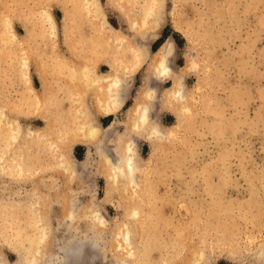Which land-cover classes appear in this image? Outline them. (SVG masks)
Listing matches in <instances>:
<instances>
[{
	"label": "rangeland",
	"instance_id": "rangeland-1",
	"mask_svg": "<svg viewBox=\"0 0 264 264\" xmlns=\"http://www.w3.org/2000/svg\"><path fill=\"white\" fill-rule=\"evenodd\" d=\"M4 1L0 0V47L4 54H8H0V97L9 99V104L36 102L33 91L37 89L36 92L41 94L44 89L42 71L51 69L48 77L53 78L54 75L53 84L62 83L60 86L54 84L49 91L54 115L63 114L65 121L69 117L72 127L74 105L63 87L64 76L59 75V79L56 76L57 71L67 75L65 69L70 74L69 67H62L58 60L59 56L74 55L66 40V11L75 7L76 3L81 6L83 0H67L68 3L57 0L60 4L55 0H51L52 3L50 0ZM143 1H135L133 6L136 11H140ZM100 2L105 6L106 17L112 27L134 35L117 9L107 6V0ZM163 4L161 29L148 42L147 48L156 50L167 38L174 41L172 73L181 79L183 88H186L184 102L189 103L191 112L182 114L166 107L164 101L167 91L172 88L173 78L170 75L159 79L153 77L158 95L157 103L152 106V115L170 137L158 143L142 139L138 144L141 160L150 165L152 171L139 190L140 193L143 189L145 193L148 189L153 191L150 197L143 201L128 197L123 190V182L109 187L92 145L83 141L74 143L66 153L69 161L67 170L60 172L53 151L44 149L40 140V147L32 146L31 149L33 154L41 153L40 160L29 162L34 170L31 178L14 179L3 169L0 171V264H17L20 250L42 247L38 227L40 211H43L47 223L45 264H63L68 258L66 248L82 242L86 247L90 243L93 247L97 244L98 251L95 247L92 250L90 245L88 248L92 249H84L83 257L81 254V258L79 254L71 255V260L67 259L69 264H264V0H163ZM47 8L57 24L53 37L49 32L51 24L44 13ZM84 13L80 12L76 23L80 25L75 24L74 34L71 33L73 38L78 36L74 40L78 41L76 49L82 54L84 49L89 50L88 43L93 36L90 19ZM30 25L33 26L30 28ZM24 41L33 42L36 57L41 58L37 59L40 64L30 63L27 75L19 62L24 54L15 47L16 43L21 47ZM104 48L101 45L99 50L96 49L98 53H105ZM78 49V56H81ZM38 50H41L39 54ZM114 56L119 60L121 58L117 53ZM16 57L21 59L18 61ZM148 66V60L142 61L125 77L127 98L118 114L99 118L104 127L115 122L109 131L111 141L124 130L127 111L145 83ZM110 68L111 58H103L99 70L104 72ZM23 78L26 80L23 81ZM42 114L24 116L23 121L42 128L51 116ZM105 138L103 134L104 142ZM176 139H180L179 142ZM0 166H4L1 160ZM36 187L40 191L45 189V198L40 203H33L28 197ZM216 207L223 211L219 214ZM134 208H138L143 219L131 216ZM124 226L131 231L132 246L122 248L118 245ZM150 226L155 233L151 232ZM150 233L158 235L154 238ZM150 237L154 239L150 240ZM94 241L96 243L92 244ZM31 244L34 246L31 247ZM91 253H95L92 258Z\"/></svg>",
	"mask_w": 264,
	"mask_h": 264
},
{
	"label": "bare ground",
	"instance_id": "bare-ground-1",
	"mask_svg": "<svg viewBox=\"0 0 264 264\" xmlns=\"http://www.w3.org/2000/svg\"><path fill=\"white\" fill-rule=\"evenodd\" d=\"M55 1H57V0H55ZM64 1L67 2V0H64ZM64 1H62V2H64ZM135 1L136 0H107V4H106L107 6L113 7V8L118 10V12L120 13L121 19L128 23L130 31L133 32L134 35H131V33L128 34L127 32L123 31L122 29L114 28L110 25V23L106 17L105 6L100 2V0H83V3L81 6H79V4L77 5V3H76L75 7L73 6V8L67 9V11H66V23H65L66 34H67L66 40L68 41L67 45H69V47H71V50H74L73 51L74 55L73 56H59L58 60L61 61L62 67L68 66L70 69V74L67 73L68 72V71H66L67 69H65V70L63 69L67 75H65L64 72L60 73L57 71L58 75L56 77H58V79H59V77H60L59 75H61V76L63 75L65 78V81L63 82L64 83L63 87L66 88L67 93H68L67 94L68 98H70V100L73 103L72 105H74L73 106V108H74V115H73L74 116V125L71 127V125L69 124L71 122V119H69V117L68 118L66 117L67 119L65 121L63 114L60 116L54 115V110L52 109V104L50 102L51 98H50V92L49 91L52 89L53 85L56 83L53 84V81H52L53 79H55L54 75H53V78L51 77L52 79L48 77V76H50L49 73H50L51 69L48 71V70H45L46 69L45 68L44 71H42V73H44V76H43L44 77L43 78L44 79V82H43V88L44 89H43L42 93L38 94V92H36L37 89L33 91L36 102H33L31 100L32 104H23L22 103L23 105H17L18 102L9 104L8 103V101H10L9 99L7 101L5 99L6 98L5 96L0 97V142L1 143L3 142L1 145L2 147H0V149L3 148L2 151L0 150L1 151L0 152V160L2 161V165H4V166H0V171L3 169L7 174H9V176L11 175V177L14 179H18L19 177L24 178V177H28V176H30L29 178H31L34 175V174H32L34 170L31 169L29 162H31V160H36V161L40 160L39 156L41 155V153H40V155L38 153L33 154L31 149H32V146H36V148L38 149L40 147V145L38 146V144H39L38 142H40V140H41L42 144L45 147L44 148L43 145L41 144L44 149H50L53 151V156L55 155V157H56L55 161L56 162L58 161L59 171L64 172L67 170L66 168L69 164V161L67 159V154H66L67 150L74 143H76L78 141H83V142L87 143L88 145H92L96 149V152L99 156L100 171L106 177V180L108 181L109 187H112L114 185H121V182H123V190L128 195V197H131L134 199H140L141 201H143L144 198H146L148 196L150 197L149 194L153 191L149 192V189H148V191L145 193V191L143 189V193L142 192L140 193V190H139V189H142L145 182L148 181L152 171L150 170V165L147 166L148 164H144L143 161L141 160V158L139 156L140 152H138V144L142 139H147V140H151L153 142L158 143V141H162L163 138H165L167 136L170 137L168 135V132H166L164 130L165 128L163 129L159 125V123L155 120L154 116L152 115V109H153L152 106H153V104H155V102L157 100L156 97L158 95L157 94V87L153 83V77H157V78L160 77L161 78L163 76H167V75L169 76L170 75V77L173 78V83L171 86L172 88H170V90L167 91L166 98L164 101V103H165L164 105L166 107H169L175 111L178 110L182 114L188 112L191 109H190V106L188 105L189 103L187 104L184 102V100L186 99L184 89H186V88H183L184 85L181 83V79L178 76H174L172 73L173 72L172 58H173L174 51H175L174 41L171 38H167L160 45V47L157 48L156 50L150 51L147 48L148 42L153 40V38L158 35V33L161 29V26H162L161 22H162V19L164 18L163 0H144L143 1L144 4H143L142 8L140 9V11H136L134 9L133 5H134ZM50 2H51V0H50ZM66 2H64V3H66ZM72 2H73V0H72ZM74 3L72 5H74ZM47 4H48V2H47ZM3 5H4V3H3ZM32 5L33 4H31V6ZM48 5H50V3ZM6 6H5V9H7ZM36 7H33V9ZM65 7H66V5H65ZM4 10H3V12H4ZM35 11H37V10H35ZM80 12H85L86 13L85 16L89 17L90 22H91V26L93 29V36H92L91 40L89 41L90 43H88L89 47H90L88 51L87 50L85 51V49H84L85 52L82 51L83 52V54H82L80 52V50L77 48L79 50L78 52L81 53V54L79 53L81 56H78V53L76 51L77 50L76 44L78 43V41L74 40V38L76 39L78 36L76 35V37L73 38L71 36V33H73L72 31L74 29V25L77 23V20L79 19ZM44 13L47 16V18L51 24L50 30L49 29L48 30H49L51 36L53 37V35L55 36L56 31H57L56 21L53 18L52 14L48 8L44 10ZM4 15H6V14H4ZM26 15H28V13ZM46 16H44V18ZM9 20L10 19H8V21ZM35 23H37V22H35ZM26 24L28 25L29 23H26ZM33 25H30V28ZM79 25H77V26H79ZM81 26H82V24H81ZM1 28L2 27L0 26V29ZM28 28H29V26H28ZM37 28H39V27H37ZM37 28H35V31H34L36 33V35H37V32H36ZM3 30H4V28H3ZM75 30H77V29H75ZM84 32H85V30H84ZM40 33H42V32H40ZM89 34L91 35L92 33H89ZM9 35H10V33H9ZM3 37H5V36H3ZM9 38H10V36H9ZM32 39L34 40V38H32ZM50 39H53V38H50ZM40 40L41 39H39V41ZM87 40H88V38H87ZM18 42H19V40H18ZM34 43H36L35 40H34ZM10 44H8V45H10ZM17 44L18 43H16L15 47L19 48V51H21V53L24 54V56H23L22 61H19L21 58L17 59V57H16V59L19 62H21L22 66L24 68L23 69L24 74L27 75V68L30 65V63L31 62H35L36 64L38 63L37 59L39 56L37 55L38 57H36V52H35L36 45L34 46L33 42H31V41H27V42L24 41L23 44L21 43L22 45L20 44L21 47H18L19 44L18 45ZM48 45L51 46L50 43ZM101 45L105 47L104 48L105 50L103 49L104 51H106L105 53H101V52L98 53L97 52L98 47ZM12 46H14V45H12ZM53 46H55V45H53ZM79 46H80V44H79ZM81 46H83V45H81ZM10 48H11V46H10ZM47 48H50V47H47ZM58 48L60 49L59 45H58ZM79 48H81V47H79ZM86 48L88 49V47H86ZM44 50H45V48H44ZM49 50H47V51H49ZM103 50H101V51H103ZM40 51L41 50H38V54ZM47 51H46V53H47ZM11 52H12V50H11ZM116 53L118 55H121L120 60L117 59L118 57L116 58L114 56V54H116ZM0 54L1 55L4 54L3 48H1V47H0ZM5 54H8V53L5 52ZM56 54H57V52H56ZM56 54L54 53V55H56ZM130 54L132 55L131 59L129 58ZM2 57H5V56H2ZM50 57L52 58V55ZM44 58H42V60ZM103 58H105V59L111 58V68H110V70L104 71V72L99 70L100 69V63L103 60ZM39 59L41 60L40 57H39ZM54 59H56V58H54ZM51 60L53 61V59H51ZM145 60L149 61V66H148V70L146 73L147 76H146L145 83L139 89L138 94H137L134 102L130 105V107L127 111L125 122H124V130L120 134H117L113 138V140L111 141L112 138L111 139L109 138L110 137L109 131L114 126L115 122L111 123L109 126L104 127V126H102L99 118L114 117L118 114V112L123 107L125 100L127 98L128 87L127 86L125 87V77L127 76V74H129L133 70H135L142 61H145ZM44 61H46V60H44ZM12 62H14V61H12ZM15 62H16V60H15ZM49 62L51 63V61H49ZM53 62H55V61H53ZM46 63H47V61H46ZM57 63L60 67L59 62H57ZM188 63L190 64V60ZM38 64H40V63H38ZM14 66H11V67H14ZM2 68H3V66H2ZM50 68H52V67H50ZM38 70L40 71L39 68H38ZM14 71H15V69H14ZM53 71H52V73L55 74ZM1 72H3V71H1ZM47 74H49V75H47ZM2 76H3V74H2ZM20 79H22V78L20 77ZM27 79H28V77H27ZM25 80L23 78V81H25ZM58 82H60V80ZM25 83L27 84V82H25ZM61 84L62 83H60V85ZM56 85L60 86L59 83ZM29 86H30V84H29ZM5 91L7 92L6 89H5ZM3 94H4V92H3ZM67 95H66V97H67ZM15 99H16V97H15ZM52 99H53V97H52ZM65 99L67 101V98H65ZM28 100H27V102H28ZM13 101H14V99H13ZM61 102H63V101H61ZM205 102H207V101H205ZM59 104H60V102H59ZM59 104H57V105H59ZM54 107H55V105H54ZM57 107H61V105L57 106ZM63 108H65V107H63ZM235 108H238V107H235ZM189 112H191V111H189ZM37 113H39V114L45 113V115L47 113V114L51 115V116H49V119L47 120V123L45 124L44 127L35 128L29 124L24 123V121H23L24 116L31 117ZM154 115H155V112H154ZM190 117L191 116H189V118H188L189 121H191ZM183 118H184V116H183ZM184 122H185V120H184ZM67 125H69V126L67 128H65ZM181 125H183V123ZM103 134L106 136L105 142L103 141ZM170 139H172V138H170ZM179 140L176 139L175 141L179 142ZM171 142H170V144H171ZM44 149H42V150H44ZM39 150L41 151V149H39ZM161 150H162V148H161ZM167 153H166V155H167ZM46 155H47V153H46ZM165 158H167V156ZM155 159H156V157H155ZM157 161L160 164L159 158L157 159ZM32 163H34V162H32ZM37 165H36V167H37ZM157 167H158V165H157ZM155 170L157 171L156 168H155ZM162 171H163V169H162ZM161 174H162V172H161ZM4 175H5V173H4ZM223 180H224V178H223ZM225 180H227V179H225ZM224 183H225V181H224ZM217 186H218V184H217ZM211 188H212V186H211ZM221 188H223V187H221ZM214 189H216V188H214ZM44 190L40 191V189L36 187V188H34V191H32L28 194V197L30 198L31 201H33V203H40L45 198L44 194H43ZM208 193H210V192L208 191ZM211 197H212V194H211ZM30 200H28V201H30ZM220 202H222V201H220ZM148 207H150V206L148 205ZM148 207H147V209H148ZM218 207H219V205H218ZM229 207H228V209H229ZM232 207H234V206H232ZM225 209H226V207H225ZM221 210L222 209L220 208V210L218 211L219 214L221 213L220 212ZM36 211H38V210H36ZM39 213H41V218L39 219L40 222H38V227H39V232H40V236H41L42 243H43L42 247L40 246L37 250H33L32 248L20 250L18 252L19 259H18V262H16L17 264H45L44 261H45L46 253L48 251L47 248L45 247V245H47L45 243V238L47 236V232H46L47 231V223L43 217V211H40ZM145 213L147 214V211ZM222 214H224V213L222 212ZM75 215H76V213H75ZM154 215L156 216V214H154ZM207 215H208V212H207ZM131 216L133 218L141 216V218H142V215H140L138 208H134L132 210ZM225 216L226 215L224 214V217ZM143 217H144V215H143ZM151 218H152V216H151ZM129 219H132V218H129ZM146 219H147V217H146ZM145 222L147 223V221H145ZM150 222H151V219H150ZM221 224H222V221H221ZM154 225H155V223L153 224V226ZM223 226H224V224H223ZM134 227H135V225H134ZM219 227L221 228V226H219ZM142 228H143V225H142ZM151 228L152 227L150 226V229ZM224 228H226V225L224 226ZM144 231L145 230H143V232ZM152 231L153 230L151 229V232ZM156 234L158 235V233H156ZM156 234H155V236L153 234H151V235L154 236V238H155L157 236ZM48 236H49V234H48ZM154 238L150 237V240L154 239ZM92 239H94V238H92ZM90 241L92 242V240H90ZM131 241H132L131 231L129 230V227L124 226L122 228V231L120 232V240H119L118 246L122 247V248L129 246V245L132 246ZM152 241L155 242L154 240H152ZM147 242H148V240H147ZM157 242H158V239L156 240V243ZM82 243H79V245L77 243V245H75V246H70V248L69 247L66 248V250L68 252L67 255H68V258H70V260H71V255L77 256L76 254H79V256H80V254H81V256L83 257V255H84L83 253L86 252L84 249L88 248L91 245V243H90V245H88V247H86L87 245L84 244L85 246H83ZM94 243H96V242L94 241L92 244H94ZM144 243H146V242H144ZM149 243H148V247H151L149 245ZM94 245L96 247H98L97 244H94ZM33 246H34V244H31V247H33ZM157 246H158V244H157ZM91 247L93 249L92 248H88V249L94 250L93 245H91ZM88 249H86V250L88 251ZM96 249L98 251V248H96ZM88 253H86V254L88 255ZM91 255H92L91 256V258H92L95 255V253L94 254L91 253ZM81 256H80V258H81ZM67 259L65 260V262L63 264H69L68 263L69 259L68 260ZM77 260H78V258H77ZM77 260H75V261L77 262ZM83 260H85V259H83ZM80 262H78V263H80Z\"/></svg>",
	"mask_w": 264,
	"mask_h": 264
}]
</instances>
